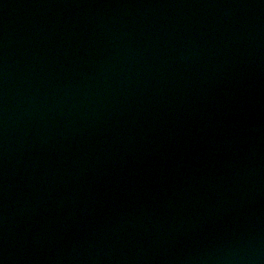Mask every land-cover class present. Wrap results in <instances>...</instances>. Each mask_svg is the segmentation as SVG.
I'll return each mask as SVG.
<instances>
[{
	"label": "water",
	"instance_id": "obj_1",
	"mask_svg": "<svg viewBox=\"0 0 264 264\" xmlns=\"http://www.w3.org/2000/svg\"><path fill=\"white\" fill-rule=\"evenodd\" d=\"M0 264H264V0H0Z\"/></svg>",
	"mask_w": 264,
	"mask_h": 264
}]
</instances>
